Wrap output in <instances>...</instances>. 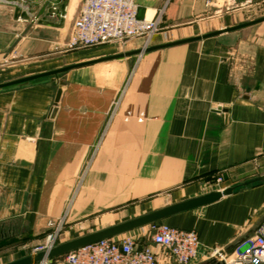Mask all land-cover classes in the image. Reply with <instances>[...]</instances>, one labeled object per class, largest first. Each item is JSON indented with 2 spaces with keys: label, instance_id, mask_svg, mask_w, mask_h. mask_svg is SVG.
<instances>
[{
  "label": "crops",
  "instance_id": "0c3cea01",
  "mask_svg": "<svg viewBox=\"0 0 264 264\" xmlns=\"http://www.w3.org/2000/svg\"><path fill=\"white\" fill-rule=\"evenodd\" d=\"M53 1L69 20H49L48 5L40 15L39 0L0 4V84L71 68L0 89V249L13 250L0 264L28 257L61 220L72 241L235 188L160 221L197 233L191 264H218L214 254L253 237L264 218V181L242 186L264 177V22L159 47L237 26L264 0L221 13L206 0H137L140 19L162 14L147 47L157 49L142 53L143 39L68 49L82 0ZM124 235L151 244L149 226Z\"/></svg>",
  "mask_w": 264,
  "mask_h": 264
},
{
  "label": "built area",
  "instance_id": "2783aa9c",
  "mask_svg": "<svg viewBox=\"0 0 264 264\" xmlns=\"http://www.w3.org/2000/svg\"><path fill=\"white\" fill-rule=\"evenodd\" d=\"M30 0H0V4L20 6ZM35 1V0H34ZM48 2V19L55 22L70 19L67 9L60 3ZM206 6L216 7V13L235 9V0H206ZM38 21V17L33 18ZM19 22L26 19L19 17ZM162 14L155 19L138 17L137 0H82L80 10L73 23L72 38L68 49H82L109 43L126 44L134 39L145 40L144 49L161 30ZM223 177L217 174L206 187L213 190L222 183ZM220 192L222 190H219ZM64 220L58 222L48 236L47 244L39 252L55 247L63 230ZM122 236V235H121ZM105 239L81 247L62 256L63 264H161L159 248L175 264H191L197 259L200 242L196 232L187 231L156 222L149 225L150 245L140 246L138 239L131 235ZM220 252H216V256ZM37 253H34V255ZM45 261L43 264H46ZM224 264H264V218L255 235L243 242Z\"/></svg>",
  "mask_w": 264,
  "mask_h": 264
},
{
  "label": "water",
  "instance_id": "95a60500",
  "mask_svg": "<svg viewBox=\"0 0 264 264\" xmlns=\"http://www.w3.org/2000/svg\"><path fill=\"white\" fill-rule=\"evenodd\" d=\"M47 5H48V2H46L44 4L40 15H42L44 13ZM263 22H264V18L258 19V20L252 21V22H248L245 24L225 28L223 30H220V31H217V32H214L211 34H207V35H204L201 37H197V38H193V39H189V40H184V41L177 42V43H172V44H169L166 46H160L159 48H164V47H168V46L184 44V43L195 41V40H201V39H205V38H209V37H214V36H218V35L223 34V33H230V32L238 31V30L248 28V27H251L254 25H258V24L263 23ZM155 49H157V48H151V50H155ZM151 50H149V48H145L144 50H142L138 53H142L143 51L144 52L151 51ZM70 69H71L70 67H67V68L52 71V72H49L46 74H41V75L30 77V78H25V79H20V80L8 82V83L0 84V89L7 88L10 86H14V85L26 84L32 80H36V79H39L41 77L58 76L62 73L67 72ZM61 85H63L62 82H61ZM61 93H62V89H59L57 96H56V100H55L56 103L59 102ZM217 111L219 112L220 110H217ZM55 113H56V108H54L52 111V117L55 115ZM262 181H264V177H259V178H256L254 180H251L249 182L244 183L242 186H248L250 184H254V183L262 182ZM234 190H235V188H228L222 192H212V193L207 194L205 196H202L200 198H196V199H193V200H190L187 202L176 204L174 206H170V207L152 212L150 214L144 215L142 217L130 220V221L125 222L123 224H119V225L107 228L105 230L83 236L81 238H78V239L69 241L67 243L58 245L49 251H42V252H39L35 255H30L26 258H23L21 260H18L16 262H12L9 264H42L45 261L62 257L65 254L70 253L72 251H75V250H77L81 247H84L86 245L96 243L98 241L105 240V239H112V238L124 235L126 233H129V232L136 230L138 228L149 226L153 223L163 221V220H165V219H167L173 215H176V214H179V213H182L185 211H189V210H192L195 208H199V207L214 203V202L220 200L222 197L232 194ZM257 228L253 231L254 234H255ZM250 238H252V235H248V236L242 238L236 244H233L230 247H228L227 249L220 251L219 254H217L216 256H214L212 258L211 262H216L218 264H224V259L231 256L233 254V252L243 242H245L246 240H248Z\"/></svg>",
  "mask_w": 264,
  "mask_h": 264
},
{
  "label": "rangeland",
  "instance_id": "374dc122",
  "mask_svg": "<svg viewBox=\"0 0 264 264\" xmlns=\"http://www.w3.org/2000/svg\"><path fill=\"white\" fill-rule=\"evenodd\" d=\"M72 1H73L74 5H76L77 2H79V4H80V0H72ZM10 6H12V5H10ZM242 12H243L242 13L243 16L241 18V23H239L237 25L245 24V23L252 22V21H255V20H258V19H262V18H264V3H262L260 5L252 6V7H245ZM60 50L61 49H59V51ZM62 51H63V49H62ZM48 236L46 237L45 240L41 241V243H38L36 246H33V247L29 248L28 250L23 251L22 252L23 255L26 254V255L30 256V255H34V253H38V251H40V249L44 248L45 245L47 244ZM69 241H71V240L70 239L69 240L68 239L65 240V237H63V232H61L60 233V237L56 241L55 247L58 246V245L67 243ZM10 245H11V242L3 245V247L6 248V247H8ZM1 246H0V248H1ZM12 253H13V250H11V249H9L7 251H4V252H1V249H0V257L3 256L4 254H12ZM62 262H63V258L59 257V258H56V259L48 260L46 262V264H63Z\"/></svg>",
  "mask_w": 264,
  "mask_h": 264
}]
</instances>
